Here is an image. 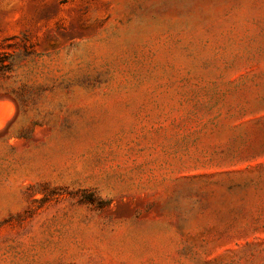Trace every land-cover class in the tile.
Masks as SVG:
<instances>
[{
    "label": "rangeland",
    "instance_id": "1",
    "mask_svg": "<svg viewBox=\"0 0 264 264\" xmlns=\"http://www.w3.org/2000/svg\"><path fill=\"white\" fill-rule=\"evenodd\" d=\"M0 264H264V0H0Z\"/></svg>",
    "mask_w": 264,
    "mask_h": 264
},
{
    "label": "trees",
    "instance_id": "2",
    "mask_svg": "<svg viewBox=\"0 0 264 264\" xmlns=\"http://www.w3.org/2000/svg\"><path fill=\"white\" fill-rule=\"evenodd\" d=\"M2 71V68L0 67V72Z\"/></svg>",
    "mask_w": 264,
    "mask_h": 264
}]
</instances>
